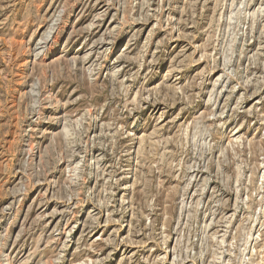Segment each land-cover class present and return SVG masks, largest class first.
Here are the masks:
<instances>
[{"label": "rangeland", "instance_id": "obj_1", "mask_svg": "<svg viewBox=\"0 0 264 264\" xmlns=\"http://www.w3.org/2000/svg\"><path fill=\"white\" fill-rule=\"evenodd\" d=\"M0 264H264V0H0Z\"/></svg>", "mask_w": 264, "mask_h": 264}]
</instances>
